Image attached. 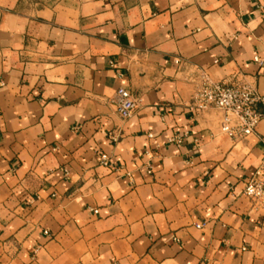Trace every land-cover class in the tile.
<instances>
[{"label": "crops", "instance_id": "obj_1", "mask_svg": "<svg viewBox=\"0 0 264 264\" xmlns=\"http://www.w3.org/2000/svg\"><path fill=\"white\" fill-rule=\"evenodd\" d=\"M176 57L264 94V0H0V264H264V121L194 115Z\"/></svg>", "mask_w": 264, "mask_h": 264}, {"label": "built area", "instance_id": "obj_2", "mask_svg": "<svg viewBox=\"0 0 264 264\" xmlns=\"http://www.w3.org/2000/svg\"><path fill=\"white\" fill-rule=\"evenodd\" d=\"M254 62L259 66L264 65L262 58H255ZM173 63L178 72L185 75L184 80L194 87L188 107L194 115L212 109L220 110L223 113L220 131L234 140L241 141L258 132L259 124L264 121V94H257L250 85L240 81L226 83L215 80L208 70L186 65L179 57L174 58ZM216 63H218L217 60L214 64ZM139 103L140 100L136 99L128 89H118L115 106L116 112L122 120L133 117L137 112ZM187 136L188 134L175 136L169 139V143L181 145ZM262 152L260 165L246 182L243 194L264 210V139ZM101 157L102 165L107 167L109 157L105 155ZM97 213L98 211H95V214Z\"/></svg>", "mask_w": 264, "mask_h": 264}]
</instances>
